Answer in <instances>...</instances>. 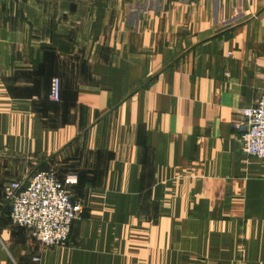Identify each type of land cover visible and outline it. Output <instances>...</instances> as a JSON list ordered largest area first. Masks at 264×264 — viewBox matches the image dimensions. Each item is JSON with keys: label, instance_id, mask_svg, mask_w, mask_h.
<instances>
[{"label": "crops", "instance_id": "0c3cea01", "mask_svg": "<svg viewBox=\"0 0 264 264\" xmlns=\"http://www.w3.org/2000/svg\"><path fill=\"white\" fill-rule=\"evenodd\" d=\"M263 92L264 0H0V264H264ZM49 169L82 210L44 248L3 187Z\"/></svg>", "mask_w": 264, "mask_h": 264}, {"label": "built area", "instance_id": "2783aa9c", "mask_svg": "<svg viewBox=\"0 0 264 264\" xmlns=\"http://www.w3.org/2000/svg\"><path fill=\"white\" fill-rule=\"evenodd\" d=\"M49 99L59 100V79L50 80ZM241 150L249 158L264 160V92L253 107L243 109ZM75 179H59L49 170H35L24 182L10 181L3 187L11 223L27 230L42 247L66 245L72 222L81 212L79 201H73L69 187ZM39 261V258H34Z\"/></svg>", "mask_w": 264, "mask_h": 264}, {"label": "rangeland", "instance_id": "374dc122", "mask_svg": "<svg viewBox=\"0 0 264 264\" xmlns=\"http://www.w3.org/2000/svg\"><path fill=\"white\" fill-rule=\"evenodd\" d=\"M228 1H230V0H228Z\"/></svg>", "mask_w": 264, "mask_h": 264}]
</instances>
